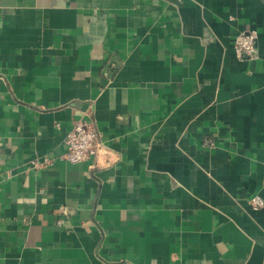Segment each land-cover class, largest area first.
Wrapping results in <instances>:
<instances>
[{"label":"crops","instance_id":"1","mask_svg":"<svg viewBox=\"0 0 264 264\" xmlns=\"http://www.w3.org/2000/svg\"><path fill=\"white\" fill-rule=\"evenodd\" d=\"M254 195L264 0H0V264H264Z\"/></svg>","mask_w":264,"mask_h":264},{"label":"built area","instance_id":"2","mask_svg":"<svg viewBox=\"0 0 264 264\" xmlns=\"http://www.w3.org/2000/svg\"><path fill=\"white\" fill-rule=\"evenodd\" d=\"M256 30L250 29L241 31L234 38V50L237 55L244 54L255 57L257 47L255 44ZM65 151L62 158L69 162L93 161L101 149L99 134L93 121L78 120L72 128L67 132L65 139ZM250 203L253 208L264 206V199L259 195H254L250 198ZM114 264H127L117 262Z\"/></svg>","mask_w":264,"mask_h":264}]
</instances>
